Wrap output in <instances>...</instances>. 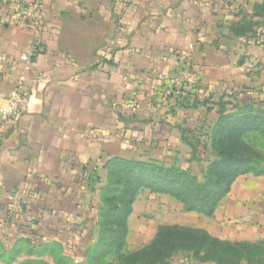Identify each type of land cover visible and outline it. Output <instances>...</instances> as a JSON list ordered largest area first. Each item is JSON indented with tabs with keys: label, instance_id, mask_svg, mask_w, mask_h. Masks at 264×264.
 <instances>
[{
	"label": "crops",
	"instance_id": "obj_1",
	"mask_svg": "<svg viewBox=\"0 0 264 264\" xmlns=\"http://www.w3.org/2000/svg\"><path fill=\"white\" fill-rule=\"evenodd\" d=\"M256 1L47 0L41 50L27 65L19 56L32 45V26L14 0H0V92L12 90L22 75L32 90L22 119L0 128V215L17 207L27 216L49 205L74 208L114 157L153 159L199 174L208 164L202 157L218 119L216 103L244 98L239 90L256 77L246 71L252 53L264 64V27L257 38L230 32ZM184 69L190 73L183 88L190 87L197 106L163 98L160 76ZM250 92L257 93L251 89L245 98ZM256 95L264 99V90ZM184 132L199 161L192 160ZM187 216L194 222L178 224L219 238H264V177L239 176L215 217ZM8 218L6 230L17 221Z\"/></svg>",
	"mask_w": 264,
	"mask_h": 264
},
{
	"label": "trees",
	"instance_id": "obj_2",
	"mask_svg": "<svg viewBox=\"0 0 264 264\" xmlns=\"http://www.w3.org/2000/svg\"><path fill=\"white\" fill-rule=\"evenodd\" d=\"M264 0H258L249 16L230 26L234 37L262 35ZM250 93L248 97L216 105L218 119L209 133L206 148L214 157L199 174L191 168L158 160L114 157L103 168L107 182L101 187L102 205L99 212L97 241L87 249L86 264H169L180 253L194 261L211 264H264V238L258 241H231L214 236L207 229L180 224L159 225L152 242L143 248L130 250V218L140 194L170 196L183 205L185 212L215 217L220 203L230 194L237 178L252 174L264 177V99ZM176 95H172L175 97ZM180 104H192L190 94L176 96ZM199 102L193 101V106ZM183 139L191 147L192 160H200L197 146ZM58 244L41 245L34 249L30 238L18 239L12 251L16 256L23 248L37 254L40 260L31 264H50L41 259L46 250L58 264H79L66 256ZM0 241V259L11 263ZM56 253V255H55Z\"/></svg>",
	"mask_w": 264,
	"mask_h": 264
},
{
	"label": "rangeland",
	"instance_id": "obj_3",
	"mask_svg": "<svg viewBox=\"0 0 264 264\" xmlns=\"http://www.w3.org/2000/svg\"><path fill=\"white\" fill-rule=\"evenodd\" d=\"M264 41V40H263ZM257 50V49H256ZM254 52V51H253ZM253 62L246 67V71L250 70L256 77L252 80L253 85L242 88L240 93H249L253 89L257 94L263 92L264 89V64L260 66L258 60L259 54L252 53ZM258 62V63H257ZM263 71V72H262ZM259 72V74H257ZM250 89V90H249ZM251 93V92H250ZM202 159L208 162L213 159L210 151L204 153ZM204 165V164H203ZM107 182L106 175L101 173L92 181L91 188L84 190L76 202V206L72 209H63L59 205L43 211H34L27 216L20 208L9 213L0 215V241L3 244L6 257L12 259L11 263L0 259V264H31V260H40L38 253L30 254L28 248H23L16 256L12 251L15 242L21 237H28L32 243V247H40L41 245L58 244V251L61 250L66 256L72 258L75 263L86 264L87 249L92 246L98 238L99 212L102 205L100 190ZM168 197V198H167ZM160 196L143 193L135 204L134 214L130 219V235L129 247L134 251L150 244L154 239L157 227L162 224H175L178 222L193 223L195 219L187 216L180 208V202L170 196ZM60 200V198H59ZM14 213L22 214V222L18 219L11 223L10 230L3 227V218L15 217ZM3 217V218H2ZM25 231V234H22ZM8 232V233H5ZM5 233V236H4ZM4 236V238H3ZM144 238V239H143ZM260 240V239H258ZM256 240V241H258ZM255 242V241H254ZM41 259L50 264H58L54 255L49 250L42 253ZM56 255V253H55ZM171 264H211L195 262L186 253H180L175 256Z\"/></svg>",
	"mask_w": 264,
	"mask_h": 264
},
{
	"label": "built area",
	"instance_id": "obj_4",
	"mask_svg": "<svg viewBox=\"0 0 264 264\" xmlns=\"http://www.w3.org/2000/svg\"><path fill=\"white\" fill-rule=\"evenodd\" d=\"M16 3V12L22 14L23 18L32 26L34 39L29 50L21 53L19 60L27 65L32 63L33 57L41 50L42 32L47 22L48 13L46 10L47 0H14ZM187 62V65H190ZM187 69L181 70L176 75L160 76L166 83L163 90V98L168 100L172 95L185 96L189 93L190 87L183 88V77L189 75ZM42 79V76L39 77ZM194 79V77H193ZM195 81V80H194ZM31 87L28 85L26 75H22L18 84L8 93L0 92V128L9 122H19L23 115L30 108ZM138 93H135L132 100V105H136ZM13 209H9L6 213L11 214ZM14 218L17 217L19 222L22 221V214L14 213ZM8 217V216H7ZM10 219V217L8 218ZM22 222L21 224H23Z\"/></svg>",
	"mask_w": 264,
	"mask_h": 264
}]
</instances>
